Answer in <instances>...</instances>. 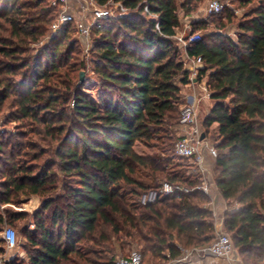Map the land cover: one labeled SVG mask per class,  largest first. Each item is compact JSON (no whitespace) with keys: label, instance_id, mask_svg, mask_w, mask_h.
<instances>
[{"label":"trees","instance_id":"16d2710c","mask_svg":"<svg viewBox=\"0 0 264 264\" xmlns=\"http://www.w3.org/2000/svg\"><path fill=\"white\" fill-rule=\"evenodd\" d=\"M94 1L103 6L110 0ZM113 1L126 13L101 19L91 29L92 71L100 84L92 98L78 84L85 64L72 54L78 45L70 35L72 23L48 38L39 52L28 54L52 19L50 0H0V72L19 75L16 83L0 79V100L14 94L22 117L44 124L52 136L57 121L56 131L66 133L51 162L29 166L12 154L4 161L5 170L0 169V204L12 203L17 193L41 198L31 220L24 212L0 211V226L26 221L20 230L24 260L5 264H83L88 261L85 243L121 236L144 242L142 260L147 251L157 256L167 251L175 258L181 250L173 238L199 246L214 237L209 195L194 188L199 179L172 168L181 163L169 154L174 136L167 126L178 122L181 87L191 82L174 40L178 9L188 14L192 0ZM225 17L233 16L228 12ZM237 29L235 39L204 33L184 50L188 57H201L196 80L207 77L213 101L203 123L207 128L216 123L213 180L226 203L223 227L244 257L242 264H264V0L243 14ZM70 97L71 118L56 111ZM161 138L166 140L159 152L134 150L136 142L147 145ZM54 165L70 180L59 186L51 172ZM136 171L148 182L136 180ZM163 181L193 189L141 204L140 196ZM120 183L134 184L132 197H126ZM4 249L0 237V254Z\"/></svg>","mask_w":264,"mask_h":264},{"label":"rangeland","instance_id":"374dc122","mask_svg":"<svg viewBox=\"0 0 264 264\" xmlns=\"http://www.w3.org/2000/svg\"><path fill=\"white\" fill-rule=\"evenodd\" d=\"M183 1L185 0H178L179 3ZM209 1L210 0H192L193 10H191L188 14H186L185 11L181 8L178 9L179 25L176 28V35L174 36V40L179 48L181 58L184 61V67H186V61L184 59L185 50L182 46L181 39H187L193 34L202 35L204 33L212 32H221L235 39L236 33L238 31L237 21L242 19L243 14L247 12L251 6H254L257 3V0H253L249 3H245L244 0H218L223 6L222 11L218 14H213L208 10ZM104 7L110 10L109 18L111 19L118 17L122 13V6H120L118 2H115L113 0H110ZM228 12L232 13L233 17L231 20H228L225 17V14ZM50 15L52 16V19L47 25V31L45 32V35L40 39V41L31 43L29 45L28 54H36L40 51L41 47L48 40V38L53 35H57L51 30V25L57 18V11L53 10ZM194 22H199L200 24L203 23L205 24V27H196L194 25ZM1 23H3V19H0V24ZM72 26L73 28L70 35L72 36V38L77 39L78 34L75 28V24L72 23ZM90 42V49L88 52L83 47H81L80 44H78L76 45L74 53L72 54L74 58H77V60L79 61H83L85 64L83 79L79 78L78 84L81 86L83 92L87 93L92 98H97V94L100 91V84L98 79L96 78V75L92 71V61L94 60V54L91 52L92 40ZM1 78L5 79L6 81L16 83L18 81L19 75L15 74L11 76L0 72V79ZM2 90V85L0 84V94ZM188 94L195 95L197 97V122L200 125L201 131L206 133L205 138L207 142L209 144L215 145V143L218 142V140H216V123L212 124L209 128L205 127L203 123L205 116L208 114L209 109L213 104V101L210 99V97H205V95L203 94V90L198 86V84L191 85L187 88L182 86L181 98L183 99L184 103L182 104L181 108L184 106V104L187 103ZM204 98L206 101H203ZM72 105L73 102L70 97L68 98L67 102L65 101L59 103V105H57L56 107V111L59 114L66 113L65 117L68 116L71 118L72 112L69 108H71ZM47 118L55 120L56 117H53V115L49 114ZM52 124V129L55 130L53 136L50 134V132H46V126H44V124L40 123L39 121H35L34 119L21 116V113L16 105V95L9 94L3 101L0 100V143L2 144L0 149V169L5 170L6 167L4 166V161L8 157H11L12 154H15L13 156L16 158V160H19L21 163H26V165L29 166L32 165L41 167V165L54 160L55 151L59 147L58 144L65 137L66 133L65 130L62 132L56 131L54 126L57 127V121H54V123ZM66 127L68 126H65V128ZM167 128L172 133H169V135L171 134L174 136L172 145L170 146L169 154L174 158V160L181 163V165L173 166L172 168L181 170L185 174V176H188L191 179H199L200 182L197 185H201L203 182V175L197 165L194 164L190 158L180 157L174 153L175 141L183 136L182 131L179 129V120L177 123L167 126ZM162 140H166V138L152 140L147 145L141 142H136L134 145V150L139 154L144 155L159 152L158 147L161 146ZM216 151L218 152L217 149ZM34 154H39L40 156L37 159H34ZM211 158L213 161L215 160V157L211 156ZM51 172H53L54 174L56 173V181L58 182L59 186L63 183V181L70 180V177H67L62 172L58 171L55 165L51 167ZM144 172L147 173V171ZM212 175L214 177V169ZM132 176L136 180H143L144 182H148L147 177L142 175L139 171L133 173ZM120 186L121 191L126 193L127 198L133 196L132 194H130V190L134 186V184L128 185L120 183ZM194 188L196 187L194 186ZM58 192H60L59 189ZM33 196H36V198H33ZM134 198L136 197L134 196L133 200ZM40 200L41 198L34 194L17 193L16 196H14L12 203L0 204V211L8 210L14 212H24L27 214V220H31L30 215L35 209L39 207ZM232 205L236 206V204ZM24 222L26 221L17 219L14 221V224L4 222L0 226L1 230L5 227L12 228L15 231L18 240V245L15 248H5L4 253L0 254V264H5L12 259H16L18 261L24 260V251L21 248V243L24 242V239L20 234V230ZM29 224L30 228H32L33 224L31 223V221L29 222ZM219 232L226 233L224 227L220 230H215V233ZM229 235L231 237L230 233ZM173 242L180 248V255L172 258L171 256H169L167 251L164 252L165 255L162 254L159 256L151 254L147 251L144 253V257L142 260L143 264H199V261L205 258L198 252L193 251V248L197 247L198 245L184 246L175 238H173ZM84 246V252H86V258L88 261L82 262L83 264H107L109 261L114 260L117 256L119 257L128 255L133 249L139 250L141 252V249L144 248L145 244L140 240L139 237L132 238L121 236L120 239L110 237L107 241H100L99 243L88 242L85 243ZM243 258L244 257L238 253L237 248L234 247V253L232 257L214 258L211 259V264H242Z\"/></svg>","mask_w":264,"mask_h":264},{"label":"built area","instance_id":"2783aa9c","mask_svg":"<svg viewBox=\"0 0 264 264\" xmlns=\"http://www.w3.org/2000/svg\"><path fill=\"white\" fill-rule=\"evenodd\" d=\"M108 4V3H107ZM107 4L99 6L94 0H50V6L57 11V18L51 25V30L55 34H59L62 28L68 23H74L77 30L78 44L81 45L87 52L90 49L91 29L96 22L101 19L110 17V10L105 8ZM120 4V3H119ZM122 6V14L126 13V8ZM222 4L218 0H210L208 2V10L210 13L218 14L222 11ZM148 11L147 6L144 7ZM119 15V16H120ZM155 27L159 26L156 23ZM199 39L198 34H193L187 39H181L184 49L188 44ZM186 68L190 70L191 82L198 84L203 90L205 97L209 98V91L206 87L207 77L203 76L199 81L196 80L198 67L201 63L200 56L188 57L185 53ZM190 82V83H191ZM192 97V101H188L181 108L179 118V129L183 136L177 139L174 143V153L177 156L190 158L202 172V161L205 154L213 157L217 156L216 144H209L205 137L201 138L200 125L197 122V97ZM189 96H187V99ZM197 189H202L205 194L209 193V189L204 183L195 186ZM193 188H188L180 184L163 181L157 189L149 190L140 196V203L147 204L154 202L159 196L169 195L177 191L188 192ZM0 237L4 240L5 248L13 249L18 245V240L15 231L10 227H5L0 231ZM193 251L198 252L204 257L212 258H230L234 253V245L230 236L225 232L215 233L210 242L199 245L193 248ZM112 264H143L141 252L133 249L126 256H117Z\"/></svg>","mask_w":264,"mask_h":264},{"label":"crops","instance_id":"0c3cea01","mask_svg":"<svg viewBox=\"0 0 264 264\" xmlns=\"http://www.w3.org/2000/svg\"><path fill=\"white\" fill-rule=\"evenodd\" d=\"M195 83L191 82L185 85L184 87L187 88L191 85H194ZM188 101H192L191 94L189 95ZM203 101H206L205 98ZM202 167L204 168L202 171L204 183L209 189V197H210V203L209 207L212 209L214 217H215V230H220L223 228V213L226 210V203L224 199L221 197L220 193L217 190V187L213 180V169H214V161L211 158V155L206 154L202 161ZM33 198H36V196H33ZM214 259L212 257H205L204 259L199 261V264H211L212 260Z\"/></svg>","mask_w":264,"mask_h":264},{"label":"water","instance_id":"95a60500","mask_svg":"<svg viewBox=\"0 0 264 264\" xmlns=\"http://www.w3.org/2000/svg\"><path fill=\"white\" fill-rule=\"evenodd\" d=\"M83 75H84V71H80L79 72V78L83 79ZM203 137H204V134H201V138H203Z\"/></svg>","mask_w":264,"mask_h":264}]
</instances>
